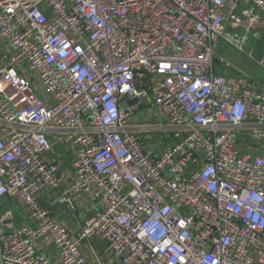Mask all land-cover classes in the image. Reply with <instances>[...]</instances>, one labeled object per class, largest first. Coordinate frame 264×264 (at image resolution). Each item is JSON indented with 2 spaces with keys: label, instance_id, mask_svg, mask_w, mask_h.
<instances>
[{
  "label": "built area",
  "instance_id": "obj_1",
  "mask_svg": "<svg viewBox=\"0 0 264 264\" xmlns=\"http://www.w3.org/2000/svg\"><path fill=\"white\" fill-rule=\"evenodd\" d=\"M263 25L264 0H0V201L26 213L0 212V264H92L82 239L96 264H264V81L215 69Z\"/></svg>",
  "mask_w": 264,
  "mask_h": 264
},
{
  "label": "crops",
  "instance_id": "obj_2",
  "mask_svg": "<svg viewBox=\"0 0 264 264\" xmlns=\"http://www.w3.org/2000/svg\"><path fill=\"white\" fill-rule=\"evenodd\" d=\"M259 31L262 37L253 40L249 55L239 51L229 44L223 43L217 51L215 60L216 71L230 74L243 73L249 77L264 81V78H260L264 75H260L257 67L253 64V62H261L263 59V55L258 56L256 51L260 49L259 51L261 53L264 50V25ZM258 76L260 77L256 78ZM41 201L52 210V213L56 217L66 220L72 226L75 234L78 233L80 222L87 216L86 211L82 207L76 205L75 211L70 212L65 205H60L56 200L49 198L47 195H43ZM0 212H7L9 214L8 223L10 224L20 225L26 221V213L22 205L18 202L14 203L12 199H3L0 201ZM81 243L82 249L91 260V263L96 264L94 257L92 256L91 243L86 240ZM94 247L95 249H99L101 248V245L95 242ZM44 248H46L47 251H53L52 247L45 246Z\"/></svg>",
  "mask_w": 264,
  "mask_h": 264
},
{
  "label": "rangeland",
  "instance_id": "obj_3",
  "mask_svg": "<svg viewBox=\"0 0 264 264\" xmlns=\"http://www.w3.org/2000/svg\"><path fill=\"white\" fill-rule=\"evenodd\" d=\"M262 37V36H261ZM260 50V49H259ZM259 50H257L256 52H257V55L259 56H262L263 55V59L261 60V62L260 61H256V62H253V64L257 67V69H258V72L260 73V75H264V50L260 53V51ZM260 59V58H259ZM260 76H258V77H256V78H259ZM260 78H264V76H262V77H260ZM145 124V122H143V123H140V124H138V125H144ZM154 137H153V141L152 142H154V140H156V136L155 135H153ZM152 140V139H151Z\"/></svg>",
  "mask_w": 264,
  "mask_h": 264
},
{
  "label": "water",
  "instance_id": "obj_4",
  "mask_svg": "<svg viewBox=\"0 0 264 264\" xmlns=\"http://www.w3.org/2000/svg\"><path fill=\"white\" fill-rule=\"evenodd\" d=\"M135 102H137V100L136 99H134V100H131L129 103L130 104H133V103H135ZM85 241V239H82V241L81 242H84Z\"/></svg>",
  "mask_w": 264,
  "mask_h": 264
}]
</instances>
